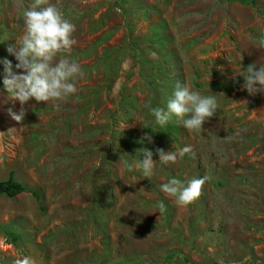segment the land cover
<instances>
[{"label":"rangeland","instance_id":"1","mask_svg":"<svg viewBox=\"0 0 264 264\" xmlns=\"http://www.w3.org/2000/svg\"><path fill=\"white\" fill-rule=\"evenodd\" d=\"M32 3L0 0V60L14 71L7 49ZM49 3L75 25V45L59 55L83 76L64 100H30L18 123L0 63V180L12 171L40 195H0V264H264V94L249 96L235 76L264 65V0ZM177 82L217 99L199 131L150 114ZM184 146L195 159L158 161L157 148ZM142 148L157 161L151 178L135 167ZM205 175L187 205L160 190Z\"/></svg>","mask_w":264,"mask_h":264},{"label":"clouds","instance_id":"2","mask_svg":"<svg viewBox=\"0 0 264 264\" xmlns=\"http://www.w3.org/2000/svg\"><path fill=\"white\" fill-rule=\"evenodd\" d=\"M23 34L8 47L7 51L15 57V71L13 64L7 59L0 60L4 68L3 86L13 100L21 104L19 113L9 109V115L15 121L24 120L26 109L23 107L30 100L37 103L61 101L77 92L76 79L83 76L81 65L74 59H68L61 53H70L76 41L73 34L75 25L67 19L63 12L49 0H33L31 7L23 11ZM264 48V38L258 40ZM59 56V58H58ZM235 76L243 77L241 90H246L249 96L264 94V65L257 70V65L250 64L243 72ZM235 76L233 79H235ZM238 83V81H236ZM58 106V105H57ZM218 103L215 96H202L191 90L187 84L177 82L166 107H150V114L155 124L166 127L173 117L189 132L199 131L203 124L210 120L217 112ZM153 142L151 135L145 133L141 138ZM143 155L135 167L142 171L145 178L154 175L156 160L153 151L142 148L138 150ZM161 164L174 163L177 155L183 158L190 154L195 159V152L191 146H184L178 153L155 150ZM205 175L182 183L176 178L160 186L164 193L175 197L178 205H187L197 199L206 183ZM13 264H34L30 257L17 258Z\"/></svg>","mask_w":264,"mask_h":264},{"label":"trees","instance_id":"3","mask_svg":"<svg viewBox=\"0 0 264 264\" xmlns=\"http://www.w3.org/2000/svg\"><path fill=\"white\" fill-rule=\"evenodd\" d=\"M23 192H29L35 199H40V195L37 193V191L16 181L13 177L12 171L9 172L6 179L0 180V195L13 198ZM1 228L2 227L0 226V229ZM12 238L15 239V236L12 235Z\"/></svg>","mask_w":264,"mask_h":264}]
</instances>
